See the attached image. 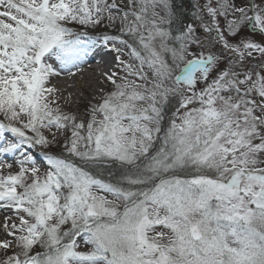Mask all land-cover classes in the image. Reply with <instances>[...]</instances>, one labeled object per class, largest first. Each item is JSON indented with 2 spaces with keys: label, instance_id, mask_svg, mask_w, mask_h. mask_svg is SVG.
I'll list each match as a JSON object with an SVG mask.
<instances>
[{
  "label": "snow or ice",
  "instance_id": "snow-or-ice-1",
  "mask_svg": "<svg viewBox=\"0 0 264 264\" xmlns=\"http://www.w3.org/2000/svg\"><path fill=\"white\" fill-rule=\"evenodd\" d=\"M0 158V264H264V0H0Z\"/></svg>",
  "mask_w": 264,
  "mask_h": 264
},
{
  "label": "bare ground",
  "instance_id": "bare-ground-1",
  "mask_svg": "<svg viewBox=\"0 0 264 264\" xmlns=\"http://www.w3.org/2000/svg\"><path fill=\"white\" fill-rule=\"evenodd\" d=\"M108 59L110 60L108 55L98 56L95 60L89 61L76 76L62 74L60 77L54 78L52 84L59 89V94L72 100L78 97L79 92L81 94H89L92 99H95L97 95L101 94V91L98 88L97 91L93 89L94 84L92 83L102 84L105 80L102 73H100V68H95L94 66H96L97 60H100V64L106 66ZM3 215L4 213L0 211V219L3 218Z\"/></svg>",
  "mask_w": 264,
  "mask_h": 264
},
{
  "label": "rangeland",
  "instance_id": "rangeland-1",
  "mask_svg": "<svg viewBox=\"0 0 264 264\" xmlns=\"http://www.w3.org/2000/svg\"><path fill=\"white\" fill-rule=\"evenodd\" d=\"M183 1L187 2L188 4L190 3V0H183ZM114 57H115L114 53L111 55H108V58H110V62L112 63L113 66L115 64ZM112 70L119 71V69H114V68ZM92 84H94L93 89L97 91V88H98L101 91V94L103 92L108 91L111 87V85H109L106 81L103 82L102 84H99V83H92ZM59 95H60L61 105L63 106L65 111H68L77 116H86L91 106L94 103L98 102L100 99V95H97L95 99H92L89 94L88 95L83 94V93L81 94L80 92L78 93V97L73 98V100L69 97L62 96V94H59ZM59 150L60 149L57 147H53L52 149H50V151H53V152H58ZM34 151L36 152L38 164L42 166H46V161L43 160V155L41 154V150L37 149ZM9 162H11V158H9ZM13 170L14 171L16 170L15 165L12 171Z\"/></svg>",
  "mask_w": 264,
  "mask_h": 264
},
{
  "label": "trees",
  "instance_id": "trees-1",
  "mask_svg": "<svg viewBox=\"0 0 264 264\" xmlns=\"http://www.w3.org/2000/svg\"><path fill=\"white\" fill-rule=\"evenodd\" d=\"M174 5L180 10V11H186L188 3L184 2L183 0H173ZM181 5H183V8H181Z\"/></svg>",
  "mask_w": 264,
  "mask_h": 264
}]
</instances>
